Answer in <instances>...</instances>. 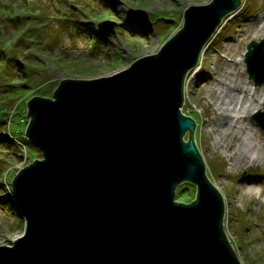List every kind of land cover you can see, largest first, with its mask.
Segmentation results:
<instances>
[{
	"label": "water",
	"instance_id": "water-1",
	"mask_svg": "<svg viewBox=\"0 0 264 264\" xmlns=\"http://www.w3.org/2000/svg\"><path fill=\"white\" fill-rule=\"evenodd\" d=\"M240 3L189 5L156 52L106 76L62 78L51 97L28 99L25 136L42 158L12 177L24 230L0 244V264H241L195 121L180 110L186 73ZM113 25L101 22V35ZM243 62L262 85L264 35L247 43ZM251 119L264 130V101ZM185 181L195 196L176 201Z\"/></svg>",
	"mask_w": 264,
	"mask_h": 264
},
{
	"label": "rangeland",
	"instance_id": "rangeland-1",
	"mask_svg": "<svg viewBox=\"0 0 264 264\" xmlns=\"http://www.w3.org/2000/svg\"><path fill=\"white\" fill-rule=\"evenodd\" d=\"M36 1L34 6L40 5V11H43L41 5L45 6L46 12L41 13V19L31 18L32 21L26 24L21 16L27 8L32 9V4L26 7L21 5L24 0H0V21L1 24L4 22L0 31V54L17 57L21 68L27 70L25 78L19 75L21 73L15 76L14 60L0 59V93H5L3 90L10 81L19 87L25 79L24 82L32 81L34 87L24 88L23 94L5 97L0 103V109L11 116V131L25 127L23 115L29 95L50 97L62 78L106 76L129 66L140 56L156 52L180 28L183 12L189 5H201L210 0H110L117 10L105 6L103 0H76V3L68 0L65 4L61 0H33V3ZM243 3V16L237 10L224 20L213 40L204 47L196 69L189 72L181 110L193 116L196 122L194 141L206 163L208 179L223 197V227L238 259L241 264H264V131L250 119L253 111L262 108L264 83L260 86L250 84L243 63L246 44L264 35V0H244ZM6 4L8 8H5ZM70 4L76 9L69 8ZM79 5L87 6L83 13L77 8ZM91 8L93 15L101 10L109 13L106 18L116 22V33L101 40L92 30L91 33L82 26L79 27L84 30L73 26L74 35H71L67 25L58 21L59 15L66 11L80 12L77 19L86 20L85 12ZM162 10L174 16L173 28L167 30L164 37L160 32L157 34L153 24L130 28L129 20L140 22L131 17V12L142 18ZM15 15L19 16L17 23L21 26L17 31L10 21ZM100 20V16L94 17L90 24L95 27ZM162 23H158L157 28L166 31L168 27ZM17 36L16 43L10 39ZM91 43L94 44L90 47ZM66 66L73 69L63 68ZM43 89L46 90L44 95L41 94ZM27 91L29 94L25 93ZM6 125L3 124L1 129H6ZM187 134H184V140L188 138ZM26 148L28 154L40 157L33 147L28 145ZM28 162L31 161L22 148L11 151L0 146L1 195L3 191L10 195L5 176L10 182L8 173L12 174ZM180 185L176 187L175 200H192L194 186L189 183L182 189ZM23 230L24 219L15 204L0 196V244H11Z\"/></svg>",
	"mask_w": 264,
	"mask_h": 264
},
{
	"label": "trees",
	"instance_id": "trees-1",
	"mask_svg": "<svg viewBox=\"0 0 264 264\" xmlns=\"http://www.w3.org/2000/svg\"><path fill=\"white\" fill-rule=\"evenodd\" d=\"M166 10H162L161 12L160 11H154V13H152V15H150V16H146V17H148V18H146L145 19V21L146 22H148V23H150V24H153V28H154V30L157 32V34L159 33V34H161L160 36L161 37H164V33H168V31H169V29H172L173 28V25L174 24H172V21H173V23H174V16H172V15H170V12H168V11H166ZM242 11H243V9L241 8V10L239 11L242 15H240V16H243V13H242ZM163 12L164 13H169V15H164L163 14ZM176 12V11H175ZM62 21L61 22H66V20H63V19H61ZM12 21H13V19H12ZM163 22L162 24H163V26H165V28L166 27H168L167 29H166V31H163V30H161L159 27V29L157 28V25H158V23H160V22ZM14 22V21H13ZM154 23H156V25L154 26ZM162 24H159V25H162ZM14 26H17V23H15L14 22ZM168 30V31H167ZM4 54V53H3ZM3 54H0V58H1V60H3L4 58H5V54L3 55ZM117 55H119V54H117ZM117 57V56H116ZM7 60L9 61V60H12L13 61V59H11L10 57H8L7 58ZM76 66L77 65H75L74 66V69H76ZM60 67V66H59ZM70 68H72V66H69ZM68 66H66V67H63V68H69ZM61 68V67H60ZM73 69V68H72ZM23 77H25V73H23ZM50 85V84H49ZM28 87V85L27 84H25V83H23V84H21L20 86H19V90H21L22 91V89L23 88H27ZM51 87V86H50ZM8 90H3V91H5V93L4 94H6V96H9L10 94L11 95H15L17 92H18V89H17V87L15 86V85H13V84H8V86L6 87ZM30 88V87H29ZM50 89V88H49ZM48 89V90H49ZM7 91V92H6ZM46 90L45 89H43L42 91H41V94H43L44 95V92H45ZM22 93H23V91H22ZM26 94H29L28 93V91L27 92H25ZM0 95H3V94H0ZM10 95V96H11ZM30 96V95H29ZM28 96V97H29ZM0 99H3V97L2 96H0ZM2 101L0 100V103H1ZM6 119H7V113L5 112V110H1L0 109V146L1 147H3V148H5V149H10L11 151L12 150H17L18 148H19V146H18V144L15 142V140H13L11 137H10V135H8L9 134V132L7 133V132H5V129H1V126L3 125V124H5L6 123ZM20 133H22L23 131L21 130V131H19ZM22 141L25 143V144H29L28 142H27V140L24 138V137H22ZM38 155H40L39 154V152H38ZM32 158H34V155H30L29 156V159L31 160ZM187 184H189V183H187V182H183V183H181V185H180V187L183 189V188H186V185ZM181 188H180V190H181ZM179 190V191H180ZM179 191H178V193H179ZM193 197H194V195H193ZM192 197V198H193ZM6 198H7V196H6Z\"/></svg>",
	"mask_w": 264,
	"mask_h": 264
},
{
	"label": "bare ground",
	"instance_id": "bare-ground-1",
	"mask_svg": "<svg viewBox=\"0 0 264 264\" xmlns=\"http://www.w3.org/2000/svg\"><path fill=\"white\" fill-rule=\"evenodd\" d=\"M241 57H238V60H240ZM249 83L251 84V82L249 81ZM253 88V87H252ZM262 100H264V94L261 96Z\"/></svg>",
	"mask_w": 264,
	"mask_h": 264
}]
</instances>
